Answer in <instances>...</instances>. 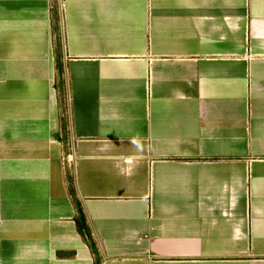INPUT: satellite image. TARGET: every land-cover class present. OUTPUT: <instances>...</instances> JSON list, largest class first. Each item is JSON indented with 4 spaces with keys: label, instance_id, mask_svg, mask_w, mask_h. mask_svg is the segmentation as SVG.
Segmentation results:
<instances>
[{
    "label": "crops",
    "instance_id": "obj_1",
    "mask_svg": "<svg viewBox=\"0 0 264 264\" xmlns=\"http://www.w3.org/2000/svg\"><path fill=\"white\" fill-rule=\"evenodd\" d=\"M96 261L264 264V0H0V264Z\"/></svg>",
    "mask_w": 264,
    "mask_h": 264
},
{
    "label": "trees",
    "instance_id": "obj_2",
    "mask_svg": "<svg viewBox=\"0 0 264 264\" xmlns=\"http://www.w3.org/2000/svg\"><path fill=\"white\" fill-rule=\"evenodd\" d=\"M57 71H58V79H59L61 77L62 72H63L61 64H58ZM71 182H72V178L68 177L69 193L74 198V202L76 205L77 217L75 219V222H76L77 230L80 233V235L86 240V242L88 243V246L90 247L92 253L95 255L96 254L95 242L93 241L91 230L87 225L86 217H85V214L83 212V209H82L79 201L75 198V190H74ZM95 264H99V262L96 261Z\"/></svg>",
    "mask_w": 264,
    "mask_h": 264
},
{
    "label": "rangeland",
    "instance_id": "obj_3",
    "mask_svg": "<svg viewBox=\"0 0 264 264\" xmlns=\"http://www.w3.org/2000/svg\"><path fill=\"white\" fill-rule=\"evenodd\" d=\"M56 11H55V13H56ZM56 25H57V23H56ZM57 28H58V25H57ZM54 32L56 33V30H54ZM56 41L58 43V36H57V40ZM57 43H56V48L58 49L59 46H58ZM57 84H58V88H59L60 93H61L60 94V99H61L60 104H61V108L63 109V112L65 113L64 115L66 117L67 116L68 104H67V97H66V81H65L64 72H62L61 77L57 81Z\"/></svg>",
    "mask_w": 264,
    "mask_h": 264
}]
</instances>
